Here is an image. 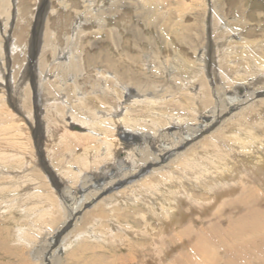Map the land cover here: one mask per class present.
<instances>
[{
  "label": "bare ground",
  "instance_id": "1",
  "mask_svg": "<svg viewBox=\"0 0 264 264\" xmlns=\"http://www.w3.org/2000/svg\"><path fill=\"white\" fill-rule=\"evenodd\" d=\"M77 1L83 10L79 12L74 8L80 18L73 28L74 36L66 37L67 41H73L70 61L52 62L56 70L53 79L51 76L45 79L37 64L39 80L32 82L28 79V70L32 71L28 63L20 67L19 76L15 70L10 72V65L19 59L10 57L9 53L14 54L16 46L20 48L21 36L12 33L23 18L21 0H0L2 92L11 89L12 78L15 79L17 73L21 93L15 110L30 128L34 126L33 109H42L43 89L46 88L47 97H54L53 103L46 97L43 104L47 130L40 137L44 136L45 142L38 137L40 140L36 139L34 144L29 129L13 119L4 131L1 125L2 135L12 137L2 140H6L3 146L7 152L1 151L0 145V205H10L19 213L26 207L24 213L14 216L20 226L16 237L24 241L17 250L20 258L29 264H63L67 260L66 249L75 243L78 229H83L88 221L105 218V205L112 206L116 199L132 202L138 198L148 214L142 216L143 219L157 217L166 227L165 235L175 233V237L168 239V243L175 242L174 247L167 252L161 253L159 246L150 244L157 258L146 264H160L156 260L170 264L171 251L188 249L186 242H193L183 236L196 235L193 227H188L187 232L181 231L184 222L190 220L192 224L201 225L206 219L211 221L213 215L225 216L236 207L240 208L239 212L250 209L244 207L246 199L242 198L246 193L240 188L243 184L257 178L246 184L249 186L247 196L255 188L259 198L262 197L259 205H264V189L259 187L264 167L256 164L252 175L254 168L245 160L252 149L261 154L259 145L264 142V12L258 11L262 17L257 22L259 33L249 37L246 31L253 25L252 21L246 23L247 8L237 6L236 21L226 19V0H211L210 7L206 0L190 3L171 0L172 7L167 8L169 0ZM61 2L65 10L72 8L70 0ZM144 5L150 9L144 12ZM112 6L115 7L101 12ZM126 7H133L135 13L143 11L148 21L157 17L158 21H151L159 25L155 28L157 36L161 40L175 39L179 51H173L174 56L168 57L147 32L137 31L132 33L126 52L119 43L124 36L112 28L107 31L102 27L107 38L101 41L112 39V43L109 42L120 56L115 58L111 51L99 50L95 64L87 70L85 52L88 46L98 48L95 35L100 25L107 23V15L116 16ZM187 8L194 14L188 25L184 13ZM99 15L102 21L97 20ZM169 16L172 19H168ZM90 22L98 23V31L82 29V25ZM241 26L238 36L235 29ZM44 30L47 38L33 55L34 58L38 53V61L43 62L48 50L53 59L59 54L54 43L56 33L52 37L49 24ZM80 34H84L86 43ZM185 47L196 56L194 60L188 61L191 58L181 53L180 48ZM24 54L27 57L26 51ZM68 55L66 53L64 58ZM86 74L95 78L94 82L90 79V91H83L79 83ZM1 94L0 111L3 113L1 108L6 104L5 95ZM59 95H64L65 100L56 99ZM40 114L35 113V116L38 118ZM236 170L246 175L239 180L241 174ZM166 175L170 176L167 183L153 184L156 179L164 180ZM210 179L214 180L216 199L213 204L199 208L192 191L213 189ZM184 184L188 192L181 191ZM132 193L133 199L129 197ZM185 203L192 208L185 210ZM162 210L166 219L159 214ZM261 212L252 210L251 214L245 213L233 220L230 231L239 246L228 249L234 255L240 252L243 262V258L247 261L249 255H257L251 245L253 242L247 243L243 237H253L254 230L263 237L264 211ZM24 221L29 223L27 227L23 226ZM116 223L115 219L111 220L100 234L115 229ZM42 235L45 246L41 249L35 238L40 239ZM261 241L264 242V237ZM196 242L201 245L200 238ZM90 248L86 244V249ZM202 251L206 261L203 264L212 263L215 255L211 250L202 248ZM182 256H179L181 261Z\"/></svg>",
  "mask_w": 264,
  "mask_h": 264
},
{
  "label": "rangeland",
  "instance_id": "2",
  "mask_svg": "<svg viewBox=\"0 0 264 264\" xmlns=\"http://www.w3.org/2000/svg\"><path fill=\"white\" fill-rule=\"evenodd\" d=\"M170 1L171 0H169L167 4L165 5L166 8L171 6ZM172 1H174L173 3L176 2V0H172ZM184 1L186 2L188 1L189 3L191 1L194 2V0H184ZM70 2H72L71 4L72 8L65 10L64 8L61 7V3H62L61 0H41V1L40 0H21L20 6L21 8H23V12H24L23 18L21 17L19 19V24H16V26H14V28L16 29H14L12 33L13 35L19 34V36H21V39L18 40V42H20V48L18 49V47L16 46L14 54L9 53L10 57H12V55L18 56L19 59L14 60L13 62L14 65L13 63L12 65H10L11 74L15 70L19 76V73L22 70V68L20 67L21 66L23 67L24 64L28 63L29 65L32 66V71L30 73L28 70V74H29L28 79L30 78L32 82H35V80L38 81L39 80L38 72L40 69L38 70L37 64H39V68L41 67V70L43 71L44 78L47 79L51 76L53 79L54 78L53 71H56V70H54L53 66H51L52 62L59 61L60 63H65L67 61H70L72 57L70 48H71V42L73 41L71 40L67 41L66 37L70 35L72 37L74 36L73 28L77 22L76 20L78 19V17L80 18V14L76 13L74 8L76 7V9H78L79 12L83 10V6L81 5L80 2L78 3L77 0H70ZM206 2L209 4V7H210L211 0H206ZM226 2H227V6H226L227 9H226V15H225L226 19L229 18L232 21H236V18L239 17V15L237 14L236 7L240 5H245V7L247 8L246 23L252 21V23L251 22L250 23L253 25V26L250 25L251 27L250 26L248 27V30L246 31V35L249 37H252L259 33L260 27L259 25H257L259 24L257 22H259V20H261L262 17L258 15V11L264 12V0H226ZM17 4H19V1H17ZM114 7L115 6H112L105 10H101V12H106L109 9H112ZM18 8L20 9L19 5H18ZM143 8H144V12L146 9H150L146 5H144ZM71 10H74V11H71ZM135 11L136 10H134L133 7L132 9L131 7H126L122 13L116 16L107 15V19L105 20H107L108 24L103 23L102 25H100L101 27L99 31L97 28L98 27L97 22L96 24L95 22H92V23L90 22L87 25L86 24L82 25V29L84 27V30L88 32L98 31L97 33L98 35H95L96 37L95 40L97 41L98 48H91L90 46H88L85 52L86 58H87V60H85V66L87 70L89 66H93L95 64L96 59L98 58V55L100 54L99 50L101 51L109 50L111 51L113 57L115 58L120 56L119 51H117L116 48L112 47L110 44V42L112 43L111 41L112 39L110 40L109 38L108 41H101L103 39L106 40L107 38L106 33L102 32V27H104V30H107V31H109V28L110 29L112 28L116 31H119L124 36L122 38V41H119V43H122V46H123L122 50L126 52H128L130 48V44H131L130 38L132 36V33L137 32V31H140L141 33L147 32V34L151 36V40L155 41L158 44V46H160L161 49L164 52H166L165 55L168 54V57L174 56V52L179 51V47L175 39H173V41L171 39L161 40L159 39V36H157L155 28H157V26L159 25L153 23L155 22V20H157V17L156 19H151L148 21L146 20L147 18L143 14L144 13L143 11L139 13L136 12L137 14L135 13ZM173 11H170L169 13L172 14L174 13ZM189 11L190 10H188L187 8L186 11L184 12L186 14L185 21L189 20V22L187 21L188 23L186 22V25H188L189 23H192L191 17H194L193 12H189ZM167 15H170V14H167ZM257 17H258V20H257ZM167 18L172 19V16H169ZM45 19L46 20L48 19V23H46ZM87 19L90 20L89 18ZM97 20L102 21V15L97 16ZM175 22L178 24L179 22L178 18L176 19ZM47 24H49V29L52 32L51 33L52 37H53V34L56 33V35L54 36L56 41L54 40V43L56 42L55 43L56 47L59 48V54L57 55L56 58L53 59L51 53L48 50V52L44 53V62H43L42 60L38 61V53L34 58H33V55L35 51L37 52L39 48L41 47L43 39L47 38L45 35V30H44ZM152 24L154 27L152 26ZM206 24L208 26L209 21H207ZM263 26H264V23H263ZM241 29H242V26L237 27L235 29V33L238 34V36L241 34ZM12 34H11V37H12ZM83 35L84 34H80V36H82L81 40L86 43L87 40ZM213 49L214 47L211 48V51ZM180 50H181V53L184 54V57L186 56L188 59L191 58L188 61H191L192 59L194 60V58H196V56L192 53V51L189 50L187 47L183 49L180 48ZM25 51L27 52V57L24 54ZM131 52H132V49H131ZM212 52L211 54L213 55ZM66 53H69V55L65 59L64 56L66 55ZM76 54H78V52H76ZM11 61H12V58H11ZM47 71H50V72L47 73ZM17 73L15 74V79L12 78L13 85L11 86L10 90H6V92L4 93V91L2 92L1 85H0V94L2 93L1 95H5V104H6L3 108H1L2 110L4 109L6 112L4 110H3V113L0 111V127L3 126V129L2 128L1 129L4 131L5 128L7 129V127L8 128L10 127L8 124L13 123V120H15L16 124L20 123L22 126L27 127L29 129V135L31 138L30 140L31 141L33 140L34 144H35L36 139L38 140L41 139L40 140L41 142L42 141L45 142V137L44 136H42L43 138L40 137V134L45 133V131L47 130L46 120L43 117V115L46 114V109L43 107V104L45 102L44 100L48 94L46 92V88L43 89L44 91L43 92L44 97H42L43 102L41 101L40 103V106L42 109L37 110L36 107L35 108L33 107V101H35V98L33 97V94H32V107L34 108L33 109L34 126L30 128L27 121L25 122L23 118L21 121V117L23 116H20L19 112L15 110L16 106L18 108V102H19L18 99L21 93V91H18V87H17L19 85V80L17 79L18 78ZM43 75H42V78H43ZM90 79L93 82L95 80L94 76L91 77V74L90 76L86 74L83 78L79 80L80 81L79 83L81 87L83 88V91L91 90L90 82L92 81ZM64 97H65L64 95H59L56 97V99L62 100ZM47 98L50 100L49 103L54 102V97L48 96ZM40 112L42 114H40L39 117L37 118L36 117L37 115L35 116V113L39 114ZM11 114L14 116L13 118L11 117ZM52 117H55V116L52 115ZM1 129H0V145H2L1 151H6V147L3 146V143L6 140L4 141L2 140L10 139L12 135L3 136L2 135L3 131L1 132ZM15 131H16V128H15ZM21 137L23 138V140L26 139L24 136H21ZM259 149L261 150V154L252 149L251 153L248 156V159H245L246 161H248V163L246 164H249L251 166V169L254 168V171L249 170V173L251 171L252 175H254L256 172L255 171L256 164H259L261 168L264 167V142H262L259 145ZM172 169L173 168H170L169 171H172ZM236 171L239 173L238 170ZM244 173H239L241 174L238 177L239 180L240 178H242V176L246 175ZM20 176L22 175L20 174ZM251 178L253 177L251 176ZM169 179H170V176L166 175L164 176V180L156 179L153 181V184H164V183H167ZM253 180H258V179L254 178ZM253 180H250L249 182L243 184L242 187H240L242 188L243 193H246V195L244 194L245 196L243 195L244 197L242 196L243 200L246 199V204H245L246 206L244 207L249 206L250 207L249 210L239 212L240 208L237 209L238 207H236V208H233V211H229V213L225 216H222L221 214L213 215V219L211 221L206 219L201 225L192 224L190 220L184 222V224L181 226V231L187 232L188 227H193L194 233H196V235L198 234V236L195 235V236L187 238L186 235H184L183 237L185 239L189 240L191 238L193 242L190 243L191 245L189 244V241L186 242L188 249H186V247H182L180 252L171 251L173 253H170L168 256V258L171 261L170 264H180L181 262H183V264H203L206 261H205V256L203 254L202 248H206V249L209 248L211 250L212 255H215L214 260H217V261L213 260L212 263L210 262L209 264H229L230 261L232 262L231 264H235V263L236 264H264V245H262L264 244V242L261 241V239L264 237V225L262 224H261V226H263L261 228V231H262L261 235L263 236L262 238L259 237L260 233L255 234V230L252 235L253 237H246V236L243 237L248 240L247 243L253 242V244L251 245L253 248L255 247L254 248L255 250H257V255H254V257L249 255L247 261H246V257L243 258L244 260L243 262L240 258V252H237L234 255L233 252L229 251L228 249V247H230V250H231V247L232 249H235L239 246L237 245V242H235L234 239L232 238L233 236L231 235V231H230L232 224L234 225L233 220L237 217L242 216L245 213L251 214L252 210L259 211V213H262L261 211H264V205H259L262 202L261 200L262 197L259 198V194L256 193L255 188L251 190V192L253 191L251 195L247 196L249 194V186H247L246 184L251 183ZM209 183L211 184V188L213 189H207V190L204 189L203 191H198V190L192 191V194L194 195L195 199L198 202V204L196 205L199 208L204 207V205L208 203L213 204L214 200L216 199L215 191H214L215 187L213 186L214 180L210 179ZM1 185H2V182L0 181V186ZM253 185L256 186L257 184L253 183ZM259 187H262V189H264V174L262 177V183L259 184ZM138 190H139V187H138ZM181 191L188 192L187 186H185V184L182 186ZM129 197L133 199L134 198L133 193ZM129 197H126V198L129 199ZM236 198H239V197H236ZM16 206L17 205H15V207ZM190 206L192 205L185 203V207H184L185 210L192 208ZM25 209L26 207H24L22 212L19 213L17 210L12 208L10 205H5V204L0 205V264H21V262L22 264H29L25 260L20 258L19 252H17V250L19 251V249H21L19 244L21 243L24 244V241L22 242V240H18L16 237L17 232H19L20 230V226H17V224L15 223L16 219L14 217L16 215L24 213ZM104 213H105V218L88 221L85 224V227L83 229H78L76 233L77 236H76L75 243L72 244V246L69 247V249H66L65 256H67V260L64 261L63 264H146L151 261L154 262V260L157 258V256L152 252V248L150 244L159 246L161 253L167 252V250L169 251V249L172 248L171 246L175 244V242L168 243V239L173 238V236L175 237V233H168L167 235H165L166 227L160 221H158L157 217L151 218V219L148 218L147 220L142 218V216L145 217V216H148V214L146 211V207H143V203H141L138 198H135L132 202H129V200L124 201L122 199H116L115 201H113L112 206H107V205L104 206ZM159 214H161L160 216L166 219V213L164 210H162V212H159ZM114 219L117 221L116 228L100 234L108 226V224H110L111 220H114ZM23 224H24L23 226L27 227V224L29 223L24 221ZM147 230H150L149 234L142 235V232H146ZM248 232L249 231H247V233ZM29 236L33 237L34 235H29ZM254 236L257 238H255ZM61 238H59V240H61ZM199 238L201 240V245L203 246H201L200 244H197L196 241L199 242ZM35 239H37L38 241V245H39L38 247L39 248L41 247L42 249L45 246L44 244L45 242H43L44 236L42 235L40 239L38 238H35ZM151 240H153V242ZM63 241L64 239H62L61 242ZM233 242L235 243L233 244ZM86 244H88L91 248L86 249ZM192 250L193 252L195 251L197 253H193ZM211 253H209V255ZM179 256H182V259H183L182 261L179 260ZM209 257L208 259L211 261L212 258H209ZM256 259H259V260H256ZM156 261L162 264V261H158V260Z\"/></svg>",
  "mask_w": 264,
  "mask_h": 264
}]
</instances>
